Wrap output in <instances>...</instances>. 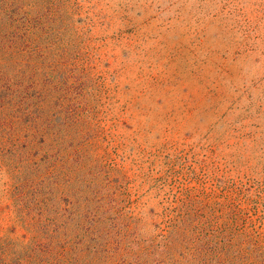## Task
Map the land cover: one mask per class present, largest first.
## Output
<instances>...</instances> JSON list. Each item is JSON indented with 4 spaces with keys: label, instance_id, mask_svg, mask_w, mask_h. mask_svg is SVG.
Wrapping results in <instances>:
<instances>
[{
    "label": "rangeland",
    "instance_id": "obj_1",
    "mask_svg": "<svg viewBox=\"0 0 264 264\" xmlns=\"http://www.w3.org/2000/svg\"><path fill=\"white\" fill-rule=\"evenodd\" d=\"M0 264H264V0H0Z\"/></svg>",
    "mask_w": 264,
    "mask_h": 264
}]
</instances>
